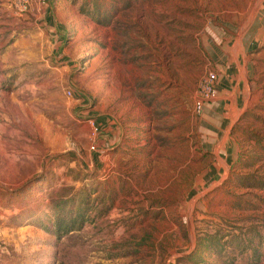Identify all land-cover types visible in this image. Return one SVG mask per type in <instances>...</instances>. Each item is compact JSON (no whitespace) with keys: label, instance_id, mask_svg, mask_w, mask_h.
Wrapping results in <instances>:
<instances>
[{"label":"rangeland","instance_id":"rangeland-1","mask_svg":"<svg viewBox=\"0 0 264 264\" xmlns=\"http://www.w3.org/2000/svg\"><path fill=\"white\" fill-rule=\"evenodd\" d=\"M259 15L0 0V264H264V39L234 59ZM222 65L237 107L202 135L198 80Z\"/></svg>","mask_w":264,"mask_h":264},{"label":"crops","instance_id":"crops-1","mask_svg":"<svg viewBox=\"0 0 264 264\" xmlns=\"http://www.w3.org/2000/svg\"><path fill=\"white\" fill-rule=\"evenodd\" d=\"M260 13V12H258ZM253 17V16H252ZM250 18L249 21L246 22V24L241 25L242 27L240 33H239V44H240V52L236 54L234 57L235 61H238L241 57L242 59L247 60V53L249 50H251L253 47L252 45L256 42V39H264V19L263 21L260 20V15L257 19ZM244 22V21H243ZM245 23V22H244ZM251 45V47H248ZM233 60V58H232ZM244 61V62H245ZM227 67L225 65H222L220 67L219 71L217 72V80L215 81V86L218 91L222 89L229 88V84L227 83L229 81V75L227 73V70H225ZM243 83V81H242ZM240 83L233 82L232 87L230 86V89L233 91L238 87ZM228 89L227 91H229ZM223 92L219 95V97H212L208 100L204 101V105L202 107V111L199 112L198 116L199 124L197 126V129L199 132L203 133L202 135L206 136H225L227 135L224 130H221L220 125L222 128L226 126L227 124H230L229 118H226V116L230 115L231 112L236 109L237 106L234 107V104L225 103L226 106H224V100H223ZM225 109V111H224ZM114 131H111V135H113ZM96 141H102L97 137Z\"/></svg>","mask_w":264,"mask_h":264},{"label":"built area","instance_id":"built-area-1","mask_svg":"<svg viewBox=\"0 0 264 264\" xmlns=\"http://www.w3.org/2000/svg\"><path fill=\"white\" fill-rule=\"evenodd\" d=\"M20 1V0H19ZM215 74L212 71H206L198 80L197 84V96L194 101L195 110L200 112L204 105V101L214 97L215 94ZM67 96H71L70 89L64 90Z\"/></svg>","mask_w":264,"mask_h":264}]
</instances>
